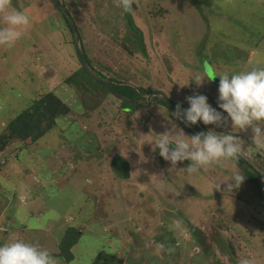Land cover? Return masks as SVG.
I'll return each mask as SVG.
<instances>
[{
	"label": "rangeland",
	"instance_id": "obj_1",
	"mask_svg": "<svg viewBox=\"0 0 264 264\" xmlns=\"http://www.w3.org/2000/svg\"><path fill=\"white\" fill-rule=\"evenodd\" d=\"M59 1L107 81L161 93L185 108L186 97L203 94L223 111L218 76L197 86L189 82L196 75L264 67V0H133L131 12L119 0ZM12 9L31 23L13 46H0V137L47 92L68 112L36 141L15 140L0 151V246L19 239L53 255L72 226L80 232L73 258L53 255L56 264H90L100 251L123 264H264V206L255 186L245 177L238 189L227 190L231 180L213 188L235 171L244 175L239 166L226 160L187 173L185 160L172 168L146 142L173 125L188 136L192 128L156 102L123 109L96 84H67L79 63L64 18L50 0H12ZM204 127L238 136L241 157L264 177V149H255L250 128L233 132L230 119ZM115 155L128 163L127 178L113 172Z\"/></svg>",
	"mask_w": 264,
	"mask_h": 264
},
{
	"label": "clouds",
	"instance_id": "obj_2",
	"mask_svg": "<svg viewBox=\"0 0 264 264\" xmlns=\"http://www.w3.org/2000/svg\"><path fill=\"white\" fill-rule=\"evenodd\" d=\"M132 3L133 0H119V6L125 12H131ZM11 6L12 0H0V16L6 25L0 27V46H13L31 23L29 14L10 10ZM217 76V105L223 111L212 107L205 95L194 94L185 98L189 105L187 108L177 104L172 115L182 120L185 125H196L199 121L204 125L220 126L230 119L231 127L235 129L233 132L250 128L255 149H264V67H253L248 71L235 73L231 70L220 74L213 71L210 76L196 75L189 82L201 86L205 77L211 80ZM146 143L151 145V151L158 149L159 156L169 161L172 168L176 167L178 162L190 161L184 168L187 173H197L226 160L237 162L244 150L243 141L236 135L218 134L209 129L206 133L199 132L188 136L182 130H177L174 125L169 131L153 133V138ZM141 160H144V157ZM244 179L245 175L235 171L227 179L214 182L213 188L220 189L221 182L231 180L227 190L232 191L233 188L238 189ZM0 264H56V261L48 250L18 239L11 244L0 246ZM239 264H250V261L241 259Z\"/></svg>",
	"mask_w": 264,
	"mask_h": 264
},
{
	"label": "trees",
	"instance_id": "obj_3",
	"mask_svg": "<svg viewBox=\"0 0 264 264\" xmlns=\"http://www.w3.org/2000/svg\"><path fill=\"white\" fill-rule=\"evenodd\" d=\"M57 2L62 7L66 8L64 3L60 2L59 0H57ZM50 3L57 10L56 6L53 4L51 0H50ZM57 11H58V14H60L64 18L66 25L71 32V27H70L68 18L66 17V15L59 12V10ZM68 13L70 12L68 11ZM131 28L134 29V32L131 33L135 37L134 41H137V43L141 42L142 41L141 34L139 35V32L137 34V32L135 31V30H138V28L135 27L133 23H131L130 29ZM77 32H78V28H77ZM71 37H72L71 42L74 45L72 32H71ZM80 48H81V52H82L84 59L89 63L90 66L93 67L91 61L88 59L86 55L83 45H81ZM78 63H79V68L75 70L73 73H71L65 79V82L67 84H70L74 87H84L85 90H88L89 88L86 82H84V80L85 81L87 80L88 83L96 84L103 91H105L106 93H109L102 83H100L98 80L93 78L82 67L79 60H78ZM97 73L103 78H105L104 75L101 74L99 71H97ZM217 80L219 81V78H217ZM108 83L112 86V88L115 91L131 99H134L136 101H139L140 99H142L144 95H147L150 93L149 90L137 89L128 84L114 83L110 79H108ZM155 102L163 105L171 112L175 111L174 108L170 107L167 103H165L162 100H157ZM121 105L123 109L136 108L135 106L123 100H121ZM67 112H68V107L58 97H56L53 93H50V92H47L43 94L42 96H40L39 98H35L29 101L27 103V106L23 110H21L20 113H18L15 117L11 118L5 125L4 134L0 137V151L3 150L7 146V144L15 140H18L25 145L30 144L33 141H36L38 138L44 135V133L47 130L51 129L54 126L57 118L64 116ZM182 127L183 129L191 133L194 131H195V134L202 132L196 125H188V126L182 125ZM202 127H204L203 124H202ZM190 128H192L194 131L190 130ZM239 160H241L242 162L245 161L241 156ZM231 161L234 162V164H236L237 166H239L235 161L233 160ZM245 163L249 165L247 162ZM111 164H112L113 172L116 175H118L120 178L128 177V163L125 161L124 158H122L120 155H115ZM239 169L242 170V172L244 173L248 181L253 186H255L258 196L260 197L261 202L264 206V201L262 199V195L260 193L258 183H257L256 177L253 174V172L250 170H246L240 166H239ZM258 174L260 175V177L262 178L264 182L263 175H261L259 172ZM191 232L194 233L192 230ZM79 236H80V232L75 227H72V226L66 227L58 240V243L56 245V250H55L56 252L53 253V255H56L57 257L62 258L64 262H69L70 260H72L73 254H72L71 248L78 241ZM90 264H123V261L119 258L114 257L111 254H107L104 251H100L99 253L96 254V256L93 258Z\"/></svg>",
	"mask_w": 264,
	"mask_h": 264
},
{
	"label": "water",
	"instance_id": "obj_4",
	"mask_svg": "<svg viewBox=\"0 0 264 264\" xmlns=\"http://www.w3.org/2000/svg\"><path fill=\"white\" fill-rule=\"evenodd\" d=\"M53 4L56 6L57 10H59V12L63 13L64 15H66V17L68 18V21H69V24H70V27H71V32H72V36H73V42H74V46L76 48V53H77V57H78V60L80 62V64L82 65V67L93 77L95 78L96 80H98L100 83H102L105 88L108 90V92L120 99V100H123L135 107H138V108H146L148 106H150L153 102L157 101V100H162L164 101L165 103H167L170 107L176 109V105L177 103L173 102L172 100H170L169 98H167L165 95L161 94V93H149L146 98H145V103H140L134 99H131L117 91H115L112 86L108 83V81L103 78L102 76H100L97 71L89 65V63L84 59L83 55H82V52H81V48H80V37H79V34L77 32V28H76V25L74 23V21L72 20V18L70 17L68 11L66 10V8L62 7L58 2L57 0H52ZM209 75V74H208ZM215 79V78H214ZM216 80V79H215ZM217 84H219L218 81H216ZM182 108H184L182 105H181ZM196 126L202 131V132H207V130L202 127L201 123L198 121ZM236 162V161H235ZM240 167H243L244 169L246 170H252V167L250 165H247L246 163L242 162L241 160H237L236 162ZM254 172V175L256 177V180H257V183H258V187H259V190H260V193L262 195V199L264 201V182L262 180V178L260 177V175L253 171Z\"/></svg>",
	"mask_w": 264,
	"mask_h": 264
},
{
	"label": "flooded vegetation",
	"instance_id": "obj_5",
	"mask_svg": "<svg viewBox=\"0 0 264 264\" xmlns=\"http://www.w3.org/2000/svg\"><path fill=\"white\" fill-rule=\"evenodd\" d=\"M217 78H219V77H217ZM212 81H213V80H212ZM218 82H219V81H218ZM213 83H214L215 85L218 86V84L216 83V81H214ZM213 83H212V84H213ZM214 84H213V85H214ZM202 124H203V123H202ZM202 124H201V125H202ZM205 129H206V128H205ZM206 130H207V129H206ZM245 162H247V161H244V163H245ZM233 163H234V162H233ZM247 163L252 167V170H250V171H252V172L255 171V172H257V173L259 172V170L257 169L256 165L251 164V163H249V162H247ZM259 173H260V172H259ZM253 174H254V172H253Z\"/></svg>",
	"mask_w": 264,
	"mask_h": 264
}]
</instances>
